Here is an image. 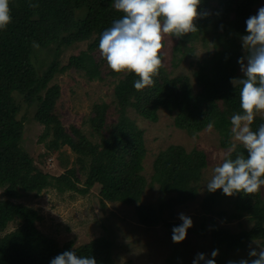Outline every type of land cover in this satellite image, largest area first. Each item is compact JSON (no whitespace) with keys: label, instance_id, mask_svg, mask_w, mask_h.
<instances>
[{"label":"trees","instance_id":"obj_1","mask_svg":"<svg viewBox=\"0 0 264 264\" xmlns=\"http://www.w3.org/2000/svg\"><path fill=\"white\" fill-rule=\"evenodd\" d=\"M31 2L39 7H28L29 0H9L12 22L0 31V189H4L6 197L0 201V264H50L55 256L69 250L76 251L78 256L94 257L97 264H115L109 240L101 237L77 249L71 242L60 246L38 230L36 223L40 217L35 210L13 200L31 193L40 194L52 187L61 193L74 191L86 195L98 184L101 201L137 205V220L146 227L157 226L164 213L195 201L202 172L207 167L206 156L200 151L186 152L182 147L170 146L156 157L149 181L150 187L157 185L162 195L168 197L161 199L156 207L139 204L148 184L142 174L146 151L143 133L126 113L132 108L153 123L158 120V110L175 113L174 126L191 135L202 132L213 122L222 147L228 149L232 145L230 117L240 110L239 89L230 80L243 78L236 76L234 68L242 57L236 40L246 34L245 21L251 16L249 7L255 0H216L214 3L200 0V18L194 21L198 31L175 36L178 41L173 52L178 53L182 47L187 50V44L192 42L206 43L211 30L221 31L215 36L223 51L211 61H203L195 73L197 95H193L187 78L169 79L161 67L153 76V86L141 91L133 87L138 79L134 73H114L109 69L113 78L124 76L114 89L118 118L109 139L103 140L101 134L108 107H93L90 128L92 138L101 137L97 143L89 141L80 129L71 127L67 131L63 127L55 113L60 87L52 81L71 70L83 71L91 80L99 79L93 53L100 54L101 33L123 14L112 7L113 0ZM212 8H215L213 15L209 13ZM82 44L86 50H81ZM75 45L79 54L70 56L61 66L59 59L63 51ZM45 49L51 61L36 62L34 55ZM28 110H34V121L43 127L39 144L51 140L58 148H69L80 163L90 159L83 169L82 187L73 168L58 176L44 173L22 148L24 122L18 116ZM261 123L264 119L255 116L252 129L256 130ZM240 154L246 157L247 151L237 146L231 156L234 159ZM225 200H229V212L222 208ZM201 209L229 221L248 215L253 223L249 231L239 234L213 226L211 250L227 255L252 241H264V199L260 191L238 192L232 196H225L222 190L209 192ZM14 222L18 223L17 228L6 233L8 225Z\"/></svg>","mask_w":264,"mask_h":264},{"label":"rangeland","instance_id":"obj_2","mask_svg":"<svg viewBox=\"0 0 264 264\" xmlns=\"http://www.w3.org/2000/svg\"><path fill=\"white\" fill-rule=\"evenodd\" d=\"M210 1L216 2V0ZM262 6H264V0H255V3L249 7V12L255 15ZM209 13L213 15L215 8L210 9ZM215 33L219 35L221 31L211 30L206 37V43L192 42L187 44V50L182 47L178 53L173 52L174 46H177V38L173 34H162L160 51L163 53V65L161 68L165 70L169 79L187 78L193 95L199 92L195 73L199 71L202 62L211 61L214 56L223 51L222 44L216 41L218 36H215ZM76 46L63 51L59 59L61 66L67 63L70 56L79 54ZM236 46L240 55H246L240 38L236 40ZM79 47L82 51L86 50L85 44ZM48 54L47 49L39 51L34 55V60L39 63L50 62L51 58H47ZM99 55L97 52L93 53L94 64L98 66L100 72L99 79L91 80L85 72L71 70L52 81V84L60 87L61 96L55 113L61 124L67 131L71 127L82 130L81 132L92 143H97L101 138L99 135L95 138L91 137L90 122L94 115L93 107L98 105L108 107L105 127L101 134L102 139L107 140L118 118L114 104V89L118 81L124 78V76L117 79L111 77L107 63ZM234 68L236 76H242L238 63ZM218 104L221 105V103ZM174 114L158 110V120L153 123L141 117L132 108L126 113L129 120L143 133L146 151L142 174L148 184L140 205L156 207L161 199L168 197L162 195L157 185L149 186L153 162L162 150L170 146H179L186 152H203L207 159V167L202 172L197 199L175 207L171 213H164L157 226L146 227L139 224L135 212L137 205L125 206L101 201L98 184H95L86 195H80L74 191L61 193L52 187L37 195L36 193L27 194L19 200H13L14 203L35 210L40 217L36 223L38 230L60 246L71 242L73 248L77 249L101 237L109 240L113 246L112 257L115 264H193L198 253H203L205 259H211L213 250L210 249V233L213 226L239 234L249 231L253 223L248 215L236 221H229L201 209V203L209 193L205 184L212 175V168L232 145L228 149L223 148L221 137L213 128L211 130L207 128L196 135L177 129L173 124ZM33 115L34 110H28L21 112L18 116V119L24 122L22 148L31 157L35 166L44 173L58 176L73 168L76 171V177L81 179L80 187H82L85 181L83 169L86 162L90 163V159L80 163L69 148H58L51 140L46 144H39L38 139L43 132V127L34 121ZM256 116L264 119V113ZM233 143L235 142L231 139V144ZM237 146L242 147L239 144ZM261 178L264 179V177ZM259 191L264 199V186ZM5 199L4 189H0V201ZM228 201H223L222 208L229 212ZM181 213L191 218L192 227L187 230L186 238L181 243L174 244L171 239L172 228L181 224L178 218ZM17 226V222L10 223L6 233L14 231ZM250 247L259 251L260 248H264V241H252L227 255L218 253L215 264L217 261L220 264H228L229 261L254 259L248 256ZM200 264L204 262L200 261Z\"/></svg>","mask_w":264,"mask_h":264},{"label":"clouds","instance_id":"obj_3","mask_svg":"<svg viewBox=\"0 0 264 264\" xmlns=\"http://www.w3.org/2000/svg\"><path fill=\"white\" fill-rule=\"evenodd\" d=\"M200 0H113L112 7L121 12V18L113 21L99 38V51L109 69L114 73H134L138 79L133 83L137 91L154 84L153 76L163 65L162 34L182 36L197 32L194 21L200 18ZM28 7L39 5L29 0ZM12 22L9 0H0V31ZM246 34L241 36L246 55L237 63L243 78H232L230 83L239 89V111L230 117L231 138L235 142L227 153L218 159L206 185L207 191L222 190L225 196L234 193H254L264 186V123L252 129L255 116L264 113V6L246 21ZM34 46L38 47V45ZM246 61V63H245ZM208 129L214 127L209 122ZM237 144L247 151V156L232 151ZM181 224L172 228V242L181 243L192 227L190 217L180 214ZM218 250H213L211 259L198 253L193 264H215ZM248 256L254 259L229 261L228 264H264V248L249 249ZM50 264H97L94 257L78 256L69 250L58 254Z\"/></svg>","mask_w":264,"mask_h":264}]
</instances>
